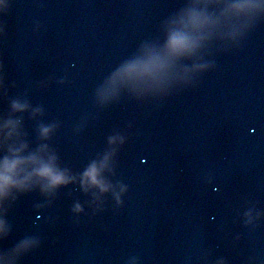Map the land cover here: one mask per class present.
<instances>
[{
	"label": "water",
	"instance_id": "95a60500",
	"mask_svg": "<svg viewBox=\"0 0 264 264\" xmlns=\"http://www.w3.org/2000/svg\"><path fill=\"white\" fill-rule=\"evenodd\" d=\"M177 2L9 0L0 10V117L21 133L9 146L48 144L77 178L112 153L108 192L77 180L10 197L0 264H21L22 233V264H264V26L241 30L234 18L166 91L98 96Z\"/></svg>",
	"mask_w": 264,
	"mask_h": 264
},
{
	"label": "clouds",
	"instance_id": "9594fccd",
	"mask_svg": "<svg viewBox=\"0 0 264 264\" xmlns=\"http://www.w3.org/2000/svg\"><path fill=\"white\" fill-rule=\"evenodd\" d=\"M2 5L4 0H0V6ZM262 6H264V0H259V4H252L245 0L243 3L221 9L220 14L225 15L230 12L239 17L253 11L258 12ZM213 24L214 21L205 12L186 11L178 20L171 22L167 29V37L159 49L142 47L141 52L121 64L109 80L119 77L126 85H131L133 88L141 86L151 91L159 86L154 69L169 67L172 61L193 54L209 38L206 29ZM246 27V23L242 24L241 30ZM238 34L234 31L231 36L235 37ZM0 87H3L2 78H0ZM98 96L100 97V91ZM27 107L26 103L18 100L12 102L14 110L23 111ZM55 127L56 125L51 124L41 125L40 137L44 140L49 139ZM19 135H21L19 121L0 117V146H3V151H0V209L10 197L15 198V194L29 192L39 187L43 194L52 195L60 186L75 183L77 180L85 191L99 189L101 193H104L112 190L111 183L104 176L112 153L106 154L100 161H92L77 178L70 169L58 166V158L49 151L48 144H42L36 151L27 152V154H25L28 148L27 143H21L19 147L9 146L8 142ZM115 140L116 137L109 138L110 143H114ZM125 187L121 185V191H124ZM115 196L117 203H122L120 193H115ZM73 211H83L82 205L77 203ZM7 231V222L0 217V236L6 235ZM28 243L31 242L28 241Z\"/></svg>",
	"mask_w": 264,
	"mask_h": 264
},
{
	"label": "snow or ice",
	"instance_id": "6c2138e0",
	"mask_svg": "<svg viewBox=\"0 0 264 264\" xmlns=\"http://www.w3.org/2000/svg\"><path fill=\"white\" fill-rule=\"evenodd\" d=\"M243 2H245V0H178L173 8L172 13L167 17L166 20H164L163 25L160 24L158 30L153 35L143 40L144 49H159L167 37V29L171 25V22L178 20V18L188 10L205 12L214 21V24L206 29V31L209 33V38L193 54L185 55L172 61L169 67H160L154 69L159 80V86L153 88L152 91H166L173 81L185 78L186 74L182 71V66L191 63L193 58L202 56L211 50L216 45L218 39L222 36L225 25L231 22L234 18H237L236 15L230 12L226 13L225 15H221V9H226L233 4ZM247 2L259 4V0H247ZM8 3L9 0H4V5L0 6V10L6 9L8 7ZM239 17L244 19L245 23L247 24L246 28L250 29L252 32L256 28L264 26V6H262L258 12L253 11L247 15H241ZM136 48L137 47L117 61L111 67V69H117V65L120 66L123 64L124 62L122 63L121 61H123L125 57H131L136 52ZM114 72L115 71H112V74ZM126 90H131L137 94H142L146 89L141 86L133 88L131 85H126L123 83L119 77H113L104 87L100 89L99 98L101 101L110 102L117 96H126ZM0 151H3V146H0ZM3 208L0 209V211H2ZM24 235L25 233H22L14 237L16 240L20 241L18 252L21 259V264L26 254L30 251V243H28V240L24 238ZM6 243V235L0 236V247H3L6 245Z\"/></svg>",
	"mask_w": 264,
	"mask_h": 264
}]
</instances>
